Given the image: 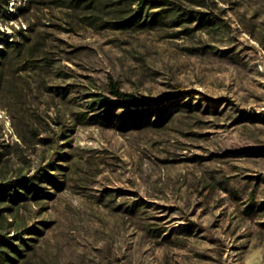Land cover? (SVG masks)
<instances>
[{
    "label": "rangeland",
    "instance_id": "374dc122",
    "mask_svg": "<svg viewBox=\"0 0 264 264\" xmlns=\"http://www.w3.org/2000/svg\"><path fill=\"white\" fill-rule=\"evenodd\" d=\"M62 3L0 0V264H264V0Z\"/></svg>",
    "mask_w": 264,
    "mask_h": 264
},
{
    "label": "trees",
    "instance_id": "16d2710c",
    "mask_svg": "<svg viewBox=\"0 0 264 264\" xmlns=\"http://www.w3.org/2000/svg\"><path fill=\"white\" fill-rule=\"evenodd\" d=\"M85 1V0H84ZM99 0H86V6H90L93 3H96V8H98L97 4ZM149 0H137L138 2V6L142 7L146 2H148ZM61 2H63L62 4L67 7H70L73 4H78L79 0H61ZM133 2V0H126V3L128 5H131V3ZM67 4V5H66ZM127 18H125L124 20L120 21L122 22L121 24H124L125 22H127ZM24 37L26 35H23ZM23 37V38H24ZM13 44V48L15 50H17L18 52H28L29 49L31 48L30 45H28V41L26 39H23L21 41H17L16 43H11ZM8 51L4 52V57L6 56ZM32 54V53H31ZM30 58L33 59V56L31 55ZM110 93L112 94L113 98L110 99H101L100 101H98L99 104H109L110 108L106 111L107 114L103 115V118L107 119V116L110 112L111 109L113 108H117V107H122V106H127L129 107V105L134 104L135 107L140 108L141 106L144 105L145 102H149V101H144L140 98H138L135 94L131 93V92H125L123 90H121L115 83H113L111 81L110 83ZM157 100L154 101H150V102H156ZM145 106H154L151 105V103H147ZM127 116V115H126ZM125 117V116H124ZM103 119V120H105ZM19 181H16L14 183L16 184H9V183H0V196H4V195H9L10 197H13L14 195L17 196L19 195V191L16 190V187L18 186H23L24 188H27L25 183H18Z\"/></svg>",
    "mask_w": 264,
    "mask_h": 264
}]
</instances>
